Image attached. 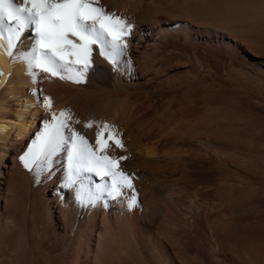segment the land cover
<instances>
[{
  "label": "bare ground",
  "instance_id": "1",
  "mask_svg": "<svg viewBox=\"0 0 264 264\" xmlns=\"http://www.w3.org/2000/svg\"><path fill=\"white\" fill-rule=\"evenodd\" d=\"M100 4L134 25L124 58L131 63L119 71L94 54L83 83L46 74L34 82L0 41V264H187L199 246L224 264H264V230L238 229L264 219V192L250 189L264 183V166L253 159L264 153V115L253 114L264 110V0ZM190 48L209 60L197 63ZM204 86L239 94L245 104L205 107ZM43 96L52 98L51 110L38 106ZM64 108L90 141L95 125L76 120L116 126L126 145L116 154L130 157L121 166L135 174L137 207L129 210L127 197L80 206L64 187L63 155L39 175L22 166L18 157L42 120ZM91 183L104 181L93 175ZM248 248L261 252L257 263Z\"/></svg>",
  "mask_w": 264,
  "mask_h": 264
},
{
  "label": "snow or ice",
  "instance_id": "2",
  "mask_svg": "<svg viewBox=\"0 0 264 264\" xmlns=\"http://www.w3.org/2000/svg\"><path fill=\"white\" fill-rule=\"evenodd\" d=\"M133 28L127 16L108 12L100 0H0V41L6 42V53L12 62L23 63L34 82L46 74L47 78L83 83L87 74L95 70L94 54L113 71H119L122 62L129 66L131 62L124 58ZM26 38L30 39L27 49ZM38 99L39 107L52 109L51 97ZM75 124L86 129L95 125L94 142L76 130L70 108L52 111L51 119L42 120L41 130L18 157L22 166L39 175L63 155L64 187L74 190L80 206L108 207L112 201L123 204L127 197V208L137 207L135 174L121 166L130 157L116 154L117 150L126 151L116 126L92 118L76 120ZM93 175L104 183L92 184Z\"/></svg>",
  "mask_w": 264,
  "mask_h": 264
},
{
  "label": "rangeland",
  "instance_id": "3",
  "mask_svg": "<svg viewBox=\"0 0 264 264\" xmlns=\"http://www.w3.org/2000/svg\"><path fill=\"white\" fill-rule=\"evenodd\" d=\"M174 26H175L174 24H163V26H162L161 29H166V30L169 31V30L173 29ZM155 31L157 32V29L156 30H153V33H155ZM191 37H192V39H193L194 42H198L199 43L198 37H202V34H200V32L199 33L198 32L197 33L195 32ZM228 47L227 46H225V47L222 46L220 48L223 50V49H226ZM223 51L225 53H227V51H225V50H223ZM189 54H190V56L194 60H196L197 63L200 62L203 58H205L206 60H209V54L207 55V53H205L204 50H197V49H194V48H190ZM203 89H204L203 90L204 92L202 94V102H203V106L205 105V107H207L210 104L221 103V102H224V101H227V100H228L227 102H231L233 104H237V103L243 104L244 101L246 100V98H243L239 94H232L230 92L223 91V90L218 91V90H215L214 88H212L210 86H204ZM215 92H217L219 94H217ZM211 94H212V96H211ZM205 101H207V102L204 103ZM253 111H254L253 114H255V115H257V114L264 115V110H261L260 108H257V109L256 108H253ZM252 143H254V142H252ZM239 146H240V144H238V148L240 149ZM250 146L251 147H254V144H251ZM256 153H260V154H256ZM256 153H254L255 155L253 154L254 161L256 162L257 160H259L260 162L259 161H257V162H259V164H261V165L263 164V166H264V153L259 152V151H257ZM262 184H263L262 186L260 184L258 187L257 186L255 187V185H252V186H250V189H255V190H258V191L260 190L261 192H264V183H262ZM240 199L241 198L237 197L233 202L235 204H238V203H240L239 201L242 200V199L241 200ZM260 221H261V223H260ZM260 221L256 222L257 224H255V226L254 225H251L250 227L246 223H241L240 225H238L239 232L240 233H244L245 231L243 232V230H246V232H248L250 229H252L254 227H256V229L257 228L261 229V231H262V229L264 230V219H262ZM263 244H264V242H263ZM260 248H262V247L260 246ZM244 249H246V248H243V250L241 248L242 251H244ZM249 250L250 249L248 248V251L246 250L245 252L250 253L251 254V258L254 260V262L257 263V261H258L257 259L260 257L259 255H261V252H264V245H263V248L261 250L259 249L261 251L259 253L255 252L254 250H250V251ZM197 251L195 253L191 254V256L189 255V259L190 260H189V262L188 261L186 262L187 264H197L195 262V261H197V257H198V259H201V261L205 262V264H224V261H223L224 260V257L223 256L222 257L221 256L215 257L210 252H208L205 248H203L202 246H199L197 248ZM167 259H170V256L168 254L165 255V258H164L163 261H165ZM225 264H229V263L228 262H225Z\"/></svg>",
  "mask_w": 264,
  "mask_h": 264
}]
</instances>
